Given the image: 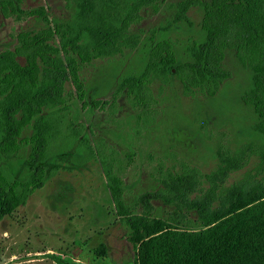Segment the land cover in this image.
<instances>
[{"label": "trees", "instance_id": "trees-1", "mask_svg": "<svg viewBox=\"0 0 264 264\" xmlns=\"http://www.w3.org/2000/svg\"><path fill=\"white\" fill-rule=\"evenodd\" d=\"M165 1L64 0L65 20L50 18L43 7L23 11L22 0H0L3 18L41 23L17 34L14 49L0 52V219L25 206L56 176L59 158L72 152L83 162L99 160L134 264H264V0H179L170 5L168 25L142 38L134 28ZM193 8L201 13L198 27L176 45L168 32L174 25L194 29ZM132 52L141 53L140 63L116 79L110 102H94V108L114 113L124 96L141 120L156 104L152 84L171 80L185 96L212 99L231 78L224 65L231 54L249 74L239 100L253 115L249 129L258 139L219 154L209 174L167 172L158 192L127 203L114 157L94 149L74 100L88 106L84 67ZM252 156L254 167L228 185ZM153 200L172 212L157 215Z\"/></svg>", "mask_w": 264, "mask_h": 264}, {"label": "rangeland", "instance_id": "rangeland-1", "mask_svg": "<svg viewBox=\"0 0 264 264\" xmlns=\"http://www.w3.org/2000/svg\"><path fill=\"white\" fill-rule=\"evenodd\" d=\"M177 1L166 0L157 14L144 13V20L134 31L142 30L145 38L151 29L166 27L174 14L170 5ZM39 7L45 8L50 18L66 20L70 16L64 0H22L23 11ZM188 17L194 29L174 25L168 32L176 45L193 35L200 10L191 9ZM40 27L35 18L17 22L0 14V52L14 49L20 32ZM156 36L158 39V31ZM139 55L132 52L84 67L81 79L88 106L82 108L74 100L79 122L94 149L100 146L114 157L127 203L144 193L158 192L167 172L195 169L201 175L209 174L216 168L219 154H233L258 139L249 129L253 115L239 100L249 74L231 54L224 64L231 78L212 99L185 96L181 85L171 80L152 84L156 104L141 120L136 119V111L124 96L117 99L114 113L94 108V102L112 100L116 79L140 63ZM72 154L59 158L54 165L59 167L56 176L25 206L0 219V264H134L127 229L116 216L99 160L83 162ZM257 159L252 156L245 169L230 175L227 184L240 180ZM151 205L154 213L164 217L173 210L159 200L151 201Z\"/></svg>", "mask_w": 264, "mask_h": 264}]
</instances>
